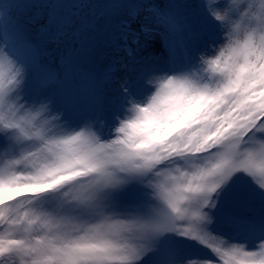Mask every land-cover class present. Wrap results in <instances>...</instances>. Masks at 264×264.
Masks as SVG:
<instances>
[{"label":"snow or ice","instance_id":"1","mask_svg":"<svg viewBox=\"0 0 264 264\" xmlns=\"http://www.w3.org/2000/svg\"><path fill=\"white\" fill-rule=\"evenodd\" d=\"M15 2L0 0V264H264V0H202L199 24L118 0L126 56L104 72L92 25L34 38ZM141 10L156 27L134 31Z\"/></svg>","mask_w":264,"mask_h":264},{"label":"rangeland","instance_id":"2","mask_svg":"<svg viewBox=\"0 0 264 264\" xmlns=\"http://www.w3.org/2000/svg\"><path fill=\"white\" fill-rule=\"evenodd\" d=\"M131 2H136V0H131ZM148 2L155 3L161 8L174 6L193 24L201 23L197 5L202 0H148ZM125 8L126 5L118 0H16L12 5L10 18L23 24L28 33H32L35 37L39 35L41 25L45 23H48L53 31L61 21H70L73 29H79L83 24H90L91 29L84 32L83 37L84 41L92 45L87 60L97 66H109L115 59L125 57L126 52L123 47L125 42H119L122 52L120 55H117L118 49L115 47L119 40L116 27L119 18L117 14L122 15ZM145 15L146 12L141 10L140 18L134 22L133 29L137 28L135 26L140 24ZM131 40L130 36L126 43L129 47L135 48ZM81 43L78 37L73 38L71 32L64 42L73 47H79ZM204 43L202 40V47ZM57 47L55 42H49L46 47V51L51 52L54 57V63L58 60ZM96 50H101L104 54H106L104 50H107L109 53L98 61H94Z\"/></svg>","mask_w":264,"mask_h":264},{"label":"bare ground","instance_id":"3","mask_svg":"<svg viewBox=\"0 0 264 264\" xmlns=\"http://www.w3.org/2000/svg\"><path fill=\"white\" fill-rule=\"evenodd\" d=\"M121 15L117 14V18L120 17ZM139 30V27L135 28L134 31ZM156 45V48H159V41L158 40H154L153 41V46ZM198 46V45H197ZM199 47V46H198ZM119 48V47H118ZM106 52V54L103 53V51L101 50H96V58L94 59V61H98L99 59L103 58L105 55H107V53H109L107 50H104Z\"/></svg>","mask_w":264,"mask_h":264}]
</instances>
